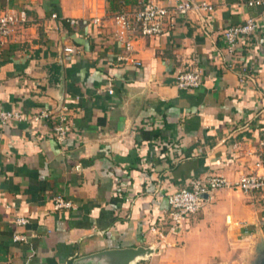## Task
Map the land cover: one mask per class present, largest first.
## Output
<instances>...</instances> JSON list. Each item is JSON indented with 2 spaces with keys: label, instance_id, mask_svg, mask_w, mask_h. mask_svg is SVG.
Instances as JSON below:
<instances>
[{
  "label": "crops",
  "instance_id": "obj_1",
  "mask_svg": "<svg viewBox=\"0 0 264 264\" xmlns=\"http://www.w3.org/2000/svg\"><path fill=\"white\" fill-rule=\"evenodd\" d=\"M147 1L0 0V11L28 17L0 43V102L31 116L66 106L71 124L64 144L54 119L0 124V264H85L76 261L137 247L155 249L137 264H264L255 255L264 191L218 190L183 229L168 233V197L191 178L235 182L263 159L264 8L191 0L214 6L203 21L195 12L175 16L184 0H153L173 17L162 35L140 37L128 53L113 16ZM97 16L106 19L94 24ZM251 17L260 30L240 59L257 72L242 83L223 32ZM65 46L75 49L67 63ZM196 68L202 86L179 89L177 76ZM57 196L74 207L55 210ZM18 217L29 224L18 229ZM17 230L27 242L13 241Z\"/></svg>",
  "mask_w": 264,
  "mask_h": 264
},
{
  "label": "built area",
  "instance_id": "obj_2",
  "mask_svg": "<svg viewBox=\"0 0 264 264\" xmlns=\"http://www.w3.org/2000/svg\"><path fill=\"white\" fill-rule=\"evenodd\" d=\"M248 6L252 8L263 7L264 0H249ZM214 6L206 1H191L184 0L179 2L173 8L175 16H186L189 12H195L201 16L204 21L207 13H212ZM173 17L168 7L160 5L153 0L145 2L139 10L130 12L122 10L113 16V21L116 27L115 38L121 43L126 52L133 51L137 39L140 37H158L164 33L165 22ZM53 19H57L56 14L52 15ZM106 19L103 17H93L94 24H102ZM28 21L25 12L0 11V43H5L12 35L14 30L25 24ZM70 24H76L75 19L67 21ZM260 26L257 20L253 17L248 18L245 22L231 26L224 30L223 39L225 49L229 58L230 68L236 70L239 74L240 81L244 83L248 80H253L257 69L255 64L243 62L240 59V52L243 46H247L252 38L258 33ZM75 49L72 46L63 48V61L71 62L74 58ZM242 57V56H241ZM128 57H120L122 60H127ZM203 84V75L200 69L196 68L192 71H185L177 76V86L184 91H192L198 89ZM108 92L113 94V89L109 88ZM68 107L64 106L55 114L49 109H44L34 115H29L22 110L4 108L0 102V124L10 125L21 122L41 123L43 121H55L53 130L57 141L64 144L67 140L71 124L68 115ZM263 159L261 160L258 169L254 173L242 176L238 181L232 182L221 175H208L204 178L193 177L189 180L188 186L178 189L168 197L169 205V225L168 233H176L184 228L188 218L201 211L205 204L204 195H211L218 190H234L244 193L254 191H264V141L261 143ZM55 210H63L73 208L71 201L64 199L61 196L54 198ZM17 228H23L29 224V219L26 217H18L15 220ZM153 232L160 238H165L164 231L158 227H153ZM28 235L17 230L13 234V241L27 242Z\"/></svg>",
  "mask_w": 264,
  "mask_h": 264
},
{
  "label": "water",
  "instance_id": "obj_3",
  "mask_svg": "<svg viewBox=\"0 0 264 264\" xmlns=\"http://www.w3.org/2000/svg\"><path fill=\"white\" fill-rule=\"evenodd\" d=\"M209 195H204L207 199ZM154 247H137L125 249H107L86 257H82L76 263L85 264H137L146 260L154 253ZM257 259L264 261V239H260L255 247Z\"/></svg>",
  "mask_w": 264,
  "mask_h": 264
},
{
  "label": "trees",
  "instance_id": "obj_4",
  "mask_svg": "<svg viewBox=\"0 0 264 264\" xmlns=\"http://www.w3.org/2000/svg\"><path fill=\"white\" fill-rule=\"evenodd\" d=\"M119 12H121V11H119ZM119 12H117L116 14H118ZM116 14H115V15H116Z\"/></svg>",
  "mask_w": 264,
  "mask_h": 264
}]
</instances>
